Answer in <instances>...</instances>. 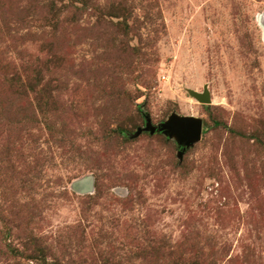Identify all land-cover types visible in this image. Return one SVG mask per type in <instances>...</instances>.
<instances>
[{"label":"rangeland","instance_id":"obj_1","mask_svg":"<svg viewBox=\"0 0 264 264\" xmlns=\"http://www.w3.org/2000/svg\"><path fill=\"white\" fill-rule=\"evenodd\" d=\"M0 264H264V0H0Z\"/></svg>","mask_w":264,"mask_h":264},{"label":"water","instance_id":"obj_2","mask_svg":"<svg viewBox=\"0 0 264 264\" xmlns=\"http://www.w3.org/2000/svg\"><path fill=\"white\" fill-rule=\"evenodd\" d=\"M190 94L203 105H211L212 103L211 93L208 87H205L202 93L191 90ZM203 130L204 121L201 118L181 116L174 113L158 127L152 124L149 116H146V126L143 129H139L136 136H139L143 132H149L151 135L162 133L170 139L175 138L180 147L178 157L182 160L187 150L201 141Z\"/></svg>","mask_w":264,"mask_h":264},{"label":"trees","instance_id":"obj_3","mask_svg":"<svg viewBox=\"0 0 264 264\" xmlns=\"http://www.w3.org/2000/svg\"><path fill=\"white\" fill-rule=\"evenodd\" d=\"M141 107H142V106H140V108H141ZM156 134H162V133H156ZM156 134H155V135H156Z\"/></svg>","mask_w":264,"mask_h":264}]
</instances>
